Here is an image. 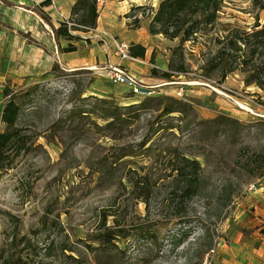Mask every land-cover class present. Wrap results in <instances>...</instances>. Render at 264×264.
Listing matches in <instances>:
<instances>
[{"label":"rangeland","instance_id":"obj_1","mask_svg":"<svg viewBox=\"0 0 264 264\" xmlns=\"http://www.w3.org/2000/svg\"><path fill=\"white\" fill-rule=\"evenodd\" d=\"M126 1L127 24L147 22L152 34L161 0ZM218 6L189 41L155 34L166 69L147 97L93 65L21 68L15 48L38 37L13 34L0 15V114L4 88L20 93L24 137L0 169V264H264V37L256 33L264 0ZM82 14L64 22L78 24ZM78 28L70 41L52 36L79 43L74 56L96 55L102 30ZM230 39L240 50H229ZM194 158L199 173L188 194ZM181 164L186 172L177 175ZM106 228L125 235L102 242Z\"/></svg>","mask_w":264,"mask_h":264},{"label":"crops","instance_id":"obj_2","mask_svg":"<svg viewBox=\"0 0 264 264\" xmlns=\"http://www.w3.org/2000/svg\"><path fill=\"white\" fill-rule=\"evenodd\" d=\"M43 1L12 0L10 9L0 5V15L4 13L3 17L10 21L9 25L13 30V34L29 33L31 36L38 37L34 38L35 43L30 44L28 47L15 48V52L20 50L19 54L23 55L22 58L19 57L22 61H20L21 68L25 66L26 69L30 67V69L36 71V68L59 63L64 70H72L76 67L93 65V68L97 70L96 73L102 75L103 70L101 68L103 66L119 63L130 68L141 81L162 82V78L158 76V73L166 69L164 67L165 60L163 59L166 57L164 53L167 51L166 47L163 44L162 37L158 38L157 35L149 33L147 22L139 21L140 25L135 27L127 24L128 18L124 17V14L129 10L131 3L126 0H103L102 12L98 13L95 25L96 30L106 31L110 35L114 34L118 39L129 43L132 48L133 45L143 47L144 56H135L139 59L135 62L120 61L114 54L113 48L106 44L98 45V47L92 49L96 55H86L85 49V52L79 56L72 55L75 50L65 52L63 48L68 45L66 44L67 41L61 38L56 40L52 35L58 27L57 25L64 20H68L71 16V7L76 0H49V4L40 6ZM113 13L114 15H111ZM5 30L0 28V37L7 35ZM74 44L78 46L79 43ZM4 52L5 48H0L1 57ZM27 53L28 58L25 57ZM152 69H155L157 73H152ZM16 72L23 74L21 70ZM98 91L103 92L100 88Z\"/></svg>","mask_w":264,"mask_h":264},{"label":"trees","instance_id":"obj_3","mask_svg":"<svg viewBox=\"0 0 264 264\" xmlns=\"http://www.w3.org/2000/svg\"><path fill=\"white\" fill-rule=\"evenodd\" d=\"M96 1L97 0H76V2L71 7V13L77 14L82 11L83 14L80 18V23L75 24L71 22V25L68 26L67 22L62 21L60 26L56 30V35H62L67 40H72L75 38L71 33V30H78V27L84 29H93L95 28L96 20L98 17V12L96 10ZM218 2L219 0H161L158 5L157 11L154 13L151 19L150 32L152 34L163 33L164 36L174 39L179 37L181 42L189 41L190 37L194 35L197 30L199 23H210L213 22L216 17V12L218 11ZM42 4H49V0L43 1ZM189 19V22H186V19ZM158 24V30H154V25ZM258 26V25H257ZM85 31V30H82ZM260 37H264V24L256 31ZM264 41V39H263ZM229 50H240L237 45L236 39H230L228 41ZM225 47V45H223ZM76 46L74 44H68L64 48L65 52H72L75 50ZM221 51L219 49V60L221 59ZM130 53L134 56H144V48L139 45L131 46ZM179 69H182V66H179ZM233 69H229L232 71ZM152 73H156L155 69H152ZM165 77H170L171 74L163 73ZM264 76V71H263ZM259 84L264 88V81H258ZM4 94L8 95L5 104L2 107L1 119L4 122V127L0 131V169L6 167L9 164L7 159L10 150L13 147H16L19 143H24L23 134H21L20 127L17 126L16 121L19 117V111L21 108L20 103L16 100L15 96L20 93L12 94L8 91L7 88H4ZM104 101L105 98H104ZM166 112L172 111V109H165ZM24 145V144H23ZM189 161V159H187ZM186 161V162H188ZM189 166L191 171L189 174H186L185 185L183 191L192 194L196 189V183H193L195 177L199 173L198 161L194 158L190 160ZM177 175L180 173L186 172V165L181 164L178 166ZM107 232L100 234L101 241L106 242L115 237L116 235L123 236L124 233L117 232L120 230H112L111 228H106Z\"/></svg>","mask_w":264,"mask_h":264},{"label":"built area","instance_id":"obj_4","mask_svg":"<svg viewBox=\"0 0 264 264\" xmlns=\"http://www.w3.org/2000/svg\"><path fill=\"white\" fill-rule=\"evenodd\" d=\"M103 0L96 1V10L100 13L102 9ZM94 30V29H91ZM100 38H102L103 43L111 45L113 48L114 54L118 57L120 61H128V62H135L139 61L137 57L130 53V45L124 40L114 38L113 36L109 35L105 31L100 32ZM103 74L108 78L109 81L114 83H121L123 84L127 90L137 96L147 97L153 95L156 92H159V87L161 83H150L141 81L130 68H127L119 63L117 64H108L107 66H103L101 68ZM181 93V89L178 91ZM201 264H209L207 257L202 261Z\"/></svg>","mask_w":264,"mask_h":264}]
</instances>
